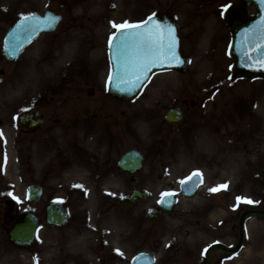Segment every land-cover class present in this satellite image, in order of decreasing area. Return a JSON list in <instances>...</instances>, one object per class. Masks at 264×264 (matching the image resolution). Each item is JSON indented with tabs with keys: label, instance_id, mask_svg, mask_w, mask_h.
<instances>
[{
	"label": "rangeland",
	"instance_id": "374dc122",
	"mask_svg": "<svg viewBox=\"0 0 264 264\" xmlns=\"http://www.w3.org/2000/svg\"><path fill=\"white\" fill-rule=\"evenodd\" d=\"M218 1L185 0L187 5L181 6L179 17L184 22L181 23L183 49L190 58L187 71L173 70L158 74L137 99L123 103L107 99L105 80L109 67L105 48L112 27L99 30L94 38L87 23L78 24L72 34L65 28L58 29L56 32H62L59 36L64 38L60 41L63 51L51 68L48 64L45 67L34 66L36 62L30 58L37 50L38 45L35 44L26 50L18 62H9L3 56L2 41L13 20L22 11H44L46 4L52 3L50 0H0V68L5 69L4 81L0 85L1 117L8 119L33 103L37 106L42 103L43 112L50 118L58 116L60 119L82 121L87 119L83 108L88 106L92 112L101 114L106 122L95 126V132L99 133L98 142L103 129L109 130L110 125L107 123L111 116L116 122L121 121V135L118 126L115 130L111 128L116 137L120 135L124 140L121 152L137 147L145 151L150 163L163 168L168 166L171 170L172 174L156 181L146 174L147 179L143 177L141 180L145 185L138 184L147 187L150 196L139 201L129 211H124L119 203L120 198L135 186L127 179L122 178L118 182L109 180L102 185L93 183L94 191L89 195L90 199L82 184L81 192L68 193L77 199L71 203L72 219L66 228L75 229L76 223L86 225L88 219L94 229H90L93 233L88 242L91 240L94 247L100 250L96 256L104 257L107 264H125L119 258L108 260L109 257L114 258L112 251H116L115 246L120 245L116 237L124 233V229L133 233L137 229L140 232L129 239L143 240L132 244V249L128 251L130 253L139 248H153L159 252L160 264H205L202 255L204 247L215 239L234 243L238 235L240 211L260 208L264 204V112L256 108L258 103L264 105V80L231 81L229 65L232 59L227 54L231 35L220 16ZM52 6L58 8L56 3ZM106 6L111 7L112 2L106 1L100 14L105 12ZM63 10L66 16L80 15L82 12L76 3L72 12L71 5ZM47 36L44 35L40 40V43L43 40V48L47 47L48 40L44 42L43 39ZM76 37L75 55L71 56L64 49V44H69L70 39ZM72 57L75 62H68ZM37 58L38 63L46 60L38 52ZM73 64L75 66H69ZM67 66L75 73L68 71ZM89 87H94L91 96L87 93ZM212 105L221 107V111L211 113ZM175 106L184 110L183 121L178 125H166L164 116L169 108ZM132 117L136 120H131ZM155 123L158 129L154 128ZM57 125L50 121L48 126ZM204 129L219 132L221 147L215 146L213 140L196 137L205 132ZM187 132L193 135L190 142H187L188 138H182ZM186 143L203 148L184 152L181 149ZM155 152L157 154L153 160L151 155ZM194 167L206 171V183L201 187L204 190H200L193 199L180 198L175 216H166L160 222H150L148 209L156 205L157 199L167 188H176L180 179ZM212 173L214 175L211 177ZM222 181L229 183V190L209 191ZM97 197L104 199L99 207L96 206ZM237 197L255 203L250 206L244 203L238 205ZM48 201L49 198L44 199L41 205ZM80 201H88L87 206H80ZM4 237L5 229L0 225V245ZM102 238L108 244L104 251L100 243ZM41 239L38 237L30 250L25 252L27 257L20 258L22 264H33L34 260L37 264H65L62 259L66 257L55 260L54 256H44ZM76 240L78 245L74 249L79 252L82 251L79 246L92 249L85 237ZM85 243L89 245L85 247ZM55 247L51 250L54 251ZM68 254L73 256L75 251L70 249ZM79 258L76 262L80 261ZM215 259L214 264H264V217L247 218L246 237L241 251L231 255L220 252ZM89 260L92 264H98L93 261L95 258Z\"/></svg>",
	"mask_w": 264,
	"mask_h": 264
},
{
	"label": "snow or ice",
	"instance_id": "6c2138e0",
	"mask_svg": "<svg viewBox=\"0 0 264 264\" xmlns=\"http://www.w3.org/2000/svg\"><path fill=\"white\" fill-rule=\"evenodd\" d=\"M224 11H227V8ZM155 17L156 13H152L140 22H110L114 31L108 39V47L115 52L116 60L114 66L116 72L109 74L107 80L109 85L116 82L122 90L132 92L143 85L148 78V73L153 68L164 65L171 67L176 62H184L176 51L175 28L171 25L162 26ZM56 19L55 17H48L46 20L47 26L51 27ZM16 27L18 30L16 35L20 39L14 44L13 51H18L23 46L25 39L30 42L38 31L43 30L40 28L38 18L34 15H23ZM260 47L264 50V42L261 43ZM248 59L250 61H258L261 67H264V52L257 57L249 56ZM201 182L202 174L197 170L181 180L180 184L182 187H187L188 185L195 187ZM226 188L227 185L224 184L209 191L217 192ZM173 195L175 193H162V198L159 202L164 203L165 198ZM13 198L15 199V197ZM240 203L253 204L255 202L237 197V204L239 205Z\"/></svg>",
	"mask_w": 264,
	"mask_h": 264
},
{
	"label": "water",
	"instance_id": "95a60500",
	"mask_svg": "<svg viewBox=\"0 0 264 264\" xmlns=\"http://www.w3.org/2000/svg\"><path fill=\"white\" fill-rule=\"evenodd\" d=\"M249 2H251V0H240L238 3H233L225 12V17L231 27V30L234 34V40L230 49V53L231 55H233L236 59L233 69H234V73L235 75H247L249 77H255V76H264V67L261 66H254L252 62H250V60L248 59L247 56V52H244L243 54H240L239 52H237V42H238V36L241 33H248L251 34L253 30H255L257 27H261L262 24H257L256 21H258L261 18V9L259 6V10L260 12L256 15H249L248 11H247V5L249 4ZM164 24H168V22L163 21ZM171 25V24H170ZM172 26V25H171ZM173 27V26H172ZM41 29L45 30V29H52L53 27H48L47 25H43L40 26ZM173 28H175V36L177 38L176 41V49L177 52L181 53V47H180V35L178 34V30L177 28L174 26ZM40 31H38L39 33ZM37 33V34H38ZM37 34H35L34 36H36ZM33 36V37H34ZM32 37V38H33ZM19 39L15 36V34H13L12 36H10V42L8 43V47H7V56L10 58H17L19 52L21 51L22 47L18 50V51H13V46L14 44L18 41ZM28 41H25L24 44H26ZM23 44V45H24ZM248 52L250 54V56L252 57H257L258 55L262 54V52H264V50L261 49V47H256L255 43L251 46L248 47ZM114 55L115 56V52L114 50L111 49V56ZM180 59L183 60V63H179L176 62L174 63L171 67H181L182 69H186L187 67V59L183 58L182 56H180ZM115 60H116V56H115ZM254 65H260V63L258 61H253ZM115 61L112 62V73L114 74L116 72L115 69ZM162 67H169L168 65H164ZM161 68V67H158ZM158 68H153L152 70L158 69ZM149 74V73H148ZM116 87V89L114 90V87ZM118 86V84L116 82L112 83L110 85V90L112 92V94H114L117 97L120 98H126V99H130L135 97L138 94V89H135L132 92L126 91V90H122V88ZM175 111H170L169 113V117H173L174 119L178 120L180 118V112L178 113V115H175ZM252 213H257V212H262V210H253L251 211ZM244 214H242V218H243ZM240 227L242 228V219L240 221ZM242 241V235H241V239L239 241V243L237 244V246L235 248H229L227 246H225L224 244H220L217 243L216 245H218L219 247H221L224 250H234L236 249L240 243ZM214 245V246H216Z\"/></svg>",
	"mask_w": 264,
	"mask_h": 264
},
{
	"label": "bare ground",
	"instance_id": "6f19581e",
	"mask_svg": "<svg viewBox=\"0 0 264 264\" xmlns=\"http://www.w3.org/2000/svg\"><path fill=\"white\" fill-rule=\"evenodd\" d=\"M256 108H257L258 111L261 110L262 112H264V105L263 106L258 105ZM212 175H214V174L212 173Z\"/></svg>",
	"mask_w": 264,
	"mask_h": 264
}]
</instances>
